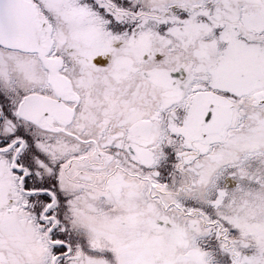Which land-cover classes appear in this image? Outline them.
Returning <instances> with one entry per match:
<instances>
[{"label":"snow or ice","instance_id":"6c2138e0","mask_svg":"<svg viewBox=\"0 0 264 264\" xmlns=\"http://www.w3.org/2000/svg\"><path fill=\"white\" fill-rule=\"evenodd\" d=\"M0 264H264V0H0Z\"/></svg>","mask_w":264,"mask_h":264}]
</instances>
